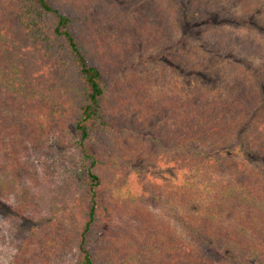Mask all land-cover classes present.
Returning a JSON list of instances; mask_svg holds the SVG:
<instances>
[{"label": "trees", "instance_id": "1", "mask_svg": "<svg viewBox=\"0 0 264 264\" xmlns=\"http://www.w3.org/2000/svg\"><path fill=\"white\" fill-rule=\"evenodd\" d=\"M127 1L142 20L128 18L130 51L89 26L85 0H0V198L17 195L26 151L52 138L71 139L83 175L77 209L33 228L12 264H50L68 241L75 264H264V0ZM183 26L199 35L180 37ZM157 46L186 60L182 85L115 98L106 77ZM148 110L158 123L144 144L177 151L165 157L170 184L121 148L126 123ZM143 205L168 208L190 247L106 233Z\"/></svg>", "mask_w": 264, "mask_h": 264}, {"label": "rangeland", "instance_id": "2", "mask_svg": "<svg viewBox=\"0 0 264 264\" xmlns=\"http://www.w3.org/2000/svg\"><path fill=\"white\" fill-rule=\"evenodd\" d=\"M112 1L115 4L106 8ZM82 7V12L90 15L89 26L99 36L112 42L117 39L122 41V38L126 37L124 48L128 49L127 51L136 46L135 43H139L137 34L134 33L135 27L133 29L132 25L133 19L130 21L128 18L134 16V22L140 23L142 20L130 1L126 0L123 5L120 0H85ZM121 16H125V19L121 20ZM128 30L133 34H129ZM185 33H188L189 37L199 35L197 30L191 31L183 26L180 29V37ZM194 44L192 40L184 44L188 50L186 54L191 59L192 52L200 51L199 45ZM165 50L161 46L155 49L145 47L144 51L136 49L137 52L118 68V78L115 82L110 76L105 79L106 83L114 84L113 96L125 99L133 95L136 101H141L143 93L150 87L159 89L172 85V82L182 85L178 63L186 60L175 58L174 55L165 53ZM143 101L148 99L144 97ZM157 123L158 118L150 110L145 117L136 114L126 123L127 130L119 140L122 151L128 153V148L133 155V165L137 164L158 182L163 183L166 180L170 184L175 181L174 172L165 157L177 158L175 146H170L164 153L163 150H157L155 145L149 147L143 142L146 133L155 134ZM189 147L195 153L205 155L207 152V148L200 144H191ZM80 164V155L74 149L70 138H52L43 146H32L26 151L19 162L17 195L0 198V264L13 263L33 228L57 218L68 219L77 209L83 189ZM20 194L24 198H21ZM24 207L27 211L23 210ZM140 210L138 220L127 214L122 221L107 227L106 233L117 232L120 239L124 238L121 240L134 243H140L147 236L168 242L172 247H190L177 222L172 220L168 208L143 205ZM75 247L73 241L65 242L59 251L51 256L50 264H75Z\"/></svg>", "mask_w": 264, "mask_h": 264}]
</instances>
